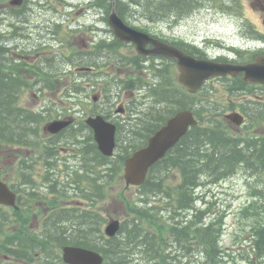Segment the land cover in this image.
I'll return each instance as SVG.
<instances>
[{
    "label": "trees",
    "instance_id": "trees-1",
    "mask_svg": "<svg viewBox=\"0 0 264 264\" xmlns=\"http://www.w3.org/2000/svg\"><path fill=\"white\" fill-rule=\"evenodd\" d=\"M205 1H213L223 8H232L233 3L236 2V6H239L238 10L243 8L241 0H117L116 7L125 20H129L131 17H142L152 22H160L166 19L178 21L201 8ZM228 3L229 6H227ZM95 4L104 8L106 14L111 11L112 0H95ZM97 48L100 52L102 50L111 52L116 51L118 45L107 44L105 40H101ZM191 51L193 54H204L203 51L197 49ZM26 64L23 62V68H26ZM30 70L31 72L34 71V68L30 67ZM39 71L47 73L40 68ZM48 72L54 80L57 71ZM170 73L169 68L158 70L159 82L150 85L149 89V94L155 99V102L165 104L164 109L149 108L146 117L136 122L135 128L128 134L132 135L131 139L130 136L124 137L126 143L123 141L118 144V147L124 151L123 153H118L116 158H109L97 151L94 141L90 146H86L85 153L89 150L93 152L88 155L93 161L90 165L93 176H84L85 198L90 200L94 207L98 195L101 202L107 196L109 197L111 187L114 184H119L123 168L122 158L143 145L146 138L178 109L193 108L200 121L204 120L206 124L200 123L192 127L182 140L169 151L168 155L154 165L149 179L141 189L140 195H143L144 198H139L133 202L128 200L132 215L130 219L124 221L120 237L111 239L105 237L103 226L107 217L104 211L101 210L100 213H97L94 210H82L77 211L76 216H64L65 225H59L56 218L49 223L47 232L51 234L52 238L56 237L66 242L98 249L104 253V264H140L139 261L136 262L135 259L128 256V253L137 247L141 248V253L148 255L147 260L149 262L157 259L156 264H169L167 263L169 262L167 247L170 244H177L184 250L191 249V240L198 237L199 242L207 246L208 257L202 263L224 264L225 257L221 256L222 250L219 246L220 227L218 222L199 225L201 219L198 214H195L191 219L187 215L184 220L180 221H177L176 216L192 208L194 203L193 189L201 183L202 176L206 175L218 180L234 174L242 164L253 165L262 162L263 141L251 136L234 137L223 120L218 117V114L226 107L224 103L218 102L215 97L211 96L210 93L213 90L205 87L200 93L201 104L196 107L193 102L189 101L191 96L189 93L183 88L179 90L173 83L170 84L167 78ZM10 78L0 71V86H2L0 87V147L16 143L39 146L44 143L39 137L42 123L46 117L24 108L20 109L21 111L16 110L14 102L17 97H15V88L13 85L10 86L12 81L8 82ZM3 80H7V82L4 83ZM179 91L181 93L180 100L177 98ZM169 99L170 104H167ZM259 112H261L259 109L252 111L254 116L252 124L264 121V114H258ZM144 120H148L149 123ZM139 130H142L141 134ZM137 134H140L141 140L134 139ZM86 143L85 141V145ZM189 155H195L196 161L195 158L194 160L188 158ZM99 166L100 171L97 170ZM174 168H179L182 171L183 180L177 186L167 190L164 174ZM94 174H100V177L97 178ZM78 185L80 186L81 183L79 182ZM153 194L164 196L163 198L167 199L168 209L172 212L171 217L166 218L161 214L162 207L150 197ZM4 218H6L5 225H8V216ZM4 229L2 222H0V249L15 254L20 253L25 257L27 255L25 249L38 246V243L34 245L36 237L34 238L32 230L25 229L21 232L18 231V234H13V232L8 234ZM254 231L256 235L252 247L255 255L260 258L264 256V223L259 227H254ZM97 237H100V240L96 241ZM19 239L21 242L25 241V244L21 245L23 250H12L13 248L8 246V242L19 241ZM101 239L106 242V245L100 246ZM140 245L141 247H139ZM249 259V264H256L255 259Z\"/></svg>",
    "mask_w": 264,
    "mask_h": 264
},
{
    "label": "rangeland",
    "instance_id": "rangeland-1",
    "mask_svg": "<svg viewBox=\"0 0 264 264\" xmlns=\"http://www.w3.org/2000/svg\"><path fill=\"white\" fill-rule=\"evenodd\" d=\"M253 1L257 2V0H241L243 6L241 10H238L239 6H236V2L233 3L234 6L232 8H223L220 4L213 1H205V4L201 8L196 9L174 24L172 21H176V19L152 22L142 17H131L129 21L131 20L134 25L140 28L158 33L171 40L183 38L187 41L195 42L197 45H205L208 39H216V41L223 43L225 47L234 45L239 48L242 47L241 49H246L247 38L244 24L249 23L256 27L257 32H259L258 38H262L261 35H264V12L253 9L251 6ZM7 4L8 0H0V16L3 19V21H0V31L3 33L10 31L13 26L9 20L15 21L19 34L15 38L12 37L11 41L17 40L16 43L19 44L20 48L31 50L43 44L47 45L50 50L63 49L61 41L58 38H61L60 34L69 32L70 38L77 39L76 47L83 50L81 55L76 54L72 58L75 61L82 60V64H95L97 66L95 74L90 76L79 75L85 82L80 83L82 86L81 90L75 92L74 98H71L73 97L71 92H74V89L70 86L71 84H69L70 96L65 93V87L54 89V92L45 90L40 97L35 94V91L38 89L33 88L32 91L24 95L22 104H26L32 109L40 108V104L46 105L53 109V115H57L69 111L66 108L73 110V103H76L77 100L74 108H76L80 117L79 119H81L82 113H85L84 115L87 116L88 113L94 110L96 104L93 102L92 96L97 92L101 93V89L103 90L105 85L113 89V100L119 97H121L119 99L126 98V90H129L125 88L120 90V87H122L121 81L127 79V73H121L112 68L114 54L108 50L96 52L95 49L93 51L94 43L96 45L100 39L104 38L107 42L113 41L110 31L111 26L107 19L108 14H106L104 8L94 6L92 0H64L61 2L56 0H28L26 8L21 13L22 16L20 15L19 18L11 14L6 16V12L2 13V9ZM45 5L47 6L44 7ZM227 6H229V3ZM57 24H61V27L59 34L55 36L53 31L56 29ZM120 50L125 54L129 51L126 47ZM211 52L215 53L214 51ZM43 56L45 57L46 53L41 55V59ZM51 58L54 64L52 68H62L66 72L75 70V64L65 63L60 56L56 58L52 56ZM47 69L50 70V68ZM125 70L126 72H132V76L138 73L132 65H127ZM97 74L101 76L100 81L97 79V82L94 79H92L93 81L89 80ZM72 75L73 77L75 76L71 74L70 78ZM65 78L67 79L66 75ZM3 82L5 83L7 80H3ZM92 84L95 85V88ZM210 87L213 89V92L210 93L211 96L219 98L218 101L220 103H226V108L223 110L224 114L235 108L233 105L237 103L238 98L234 97V102L232 101L231 94L224 92L222 81L215 80L214 82H210ZM118 91L121 92V95L117 97ZM257 93L264 96V92L258 91ZM101 96H103V93H101ZM200 96L201 94L199 93L191 95L189 101L198 107L201 104ZM221 97L223 98L220 99ZM79 100L82 103L80 106L77 105ZM127 100L130 101L131 98H127ZM104 102H106V99L103 96L99 103L104 105ZM133 102H136V105L133 106L131 104V106L138 108L137 116H139V120L146 117L145 115L146 112H149V108L159 107L163 110L165 107L164 103L157 104L155 99L149 96L148 92H140L139 97L133 99ZM166 103L170 104V99ZM227 104H229L228 107ZM237 105L239 104L237 103ZM224 114L221 116V119H225ZM205 115L207 116V113ZM139 120H134L133 122L136 123ZM144 121L149 123L148 120ZM252 126L251 133L247 131L248 129L245 126H235L231 128V134L236 138L239 136L247 137L252 133L257 135L258 132L256 131L263 130L262 124L254 123ZM13 127L16 126L13 125ZM139 132L141 134L142 130H139ZM87 133L88 131H86ZM140 134H137L134 139L141 140ZM129 136L126 135L125 138ZM131 137L132 135L130 139ZM188 158H192L193 160L195 158V161L197 159L195 155H189ZM71 163H74L75 166L82 164L81 161H71ZM7 168H9L7 165L2 166L3 170ZM77 173H79L78 170ZM164 178L167 190L177 186L182 180L181 173L177 169L171 170ZM213 179L206 175L203 176L202 181L204 184L197 187L195 191V209H191L188 212L183 211L177 217V220H184L186 215L191 219L195 214L201 212L199 217L203 224L209 225L212 222H218V226L221 229L220 245L225 251L224 264H249V256L256 260V264L264 263V256L258 258L252 247L255 243L254 239L256 235L254 227H259V225L264 223V159L263 162L253 165L245 163L242 167L237 168L234 174L219 181H211ZM116 191L123 193L125 197L133 201L144 198V196L140 195L141 189L139 187L126 186L125 180L121 179V176L119 184L113 189V192ZM113 192V196H107V200L101 203L104 204L107 217L130 219L131 214L126 208V203L123 200L114 198L116 194ZM70 195L74 196V191H71ZM151 197L167 209L161 210L164 217L169 218L172 216V213L168 209V201L163 198L164 196H155L153 194ZM78 198L81 197L74 198V201L77 202ZM14 228L11 227V229ZM47 236L50 237L51 234L47 233ZM98 240H100L99 237L96 238V241ZM101 240L100 246L106 245V242L103 239ZM194 243L189 252L180 249V246L177 244H172L167 250L168 257L170 258L167 263L202 264L201 260H203L204 254L193 250L198 242L195 241ZM140 249L137 247L131 250L128 256L136 259L140 264H156L157 259L149 262L147 260L148 255L141 253Z\"/></svg>",
    "mask_w": 264,
    "mask_h": 264
},
{
    "label": "water",
    "instance_id": "water-1",
    "mask_svg": "<svg viewBox=\"0 0 264 264\" xmlns=\"http://www.w3.org/2000/svg\"><path fill=\"white\" fill-rule=\"evenodd\" d=\"M23 0H13L14 5H19ZM109 22L116 36L125 42H133L142 54H163L177 58L180 68V80L190 91L198 90L204 81L215 75L228 73L237 75L244 72V79L264 82V55L258 56L254 61L245 64L218 62L205 58H197L182 49L169 45L153 37L147 32L138 30L128 25L116 10V0L109 15ZM149 43L154 46L149 49ZM232 121L241 124L244 117L239 112L227 115ZM71 120H56L46 125V129L57 132L65 127ZM87 122L95 129V137L100 149L107 155L113 154L115 147L116 126L107 122L104 117H91ZM197 124L194 112L190 109L178 111L168 119L167 123L158 129L148 141V144L135 151L125 165V178L128 184H142L149 168L165 156L166 152L174 146L188 131L191 125ZM15 194L0 181V202L14 203ZM120 229V220L112 219L106 232L113 236ZM66 261L73 264H102L103 256L94 250L80 246H66L64 249Z\"/></svg>",
    "mask_w": 264,
    "mask_h": 264
},
{
    "label": "flooded vegetation",
    "instance_id": "flooded-vegetation-1",
    "mask_svg": "<svg viewBox=\"0 0 264 264\" xmlns=\"http://www.w3.org/2000/svg\"><path fill=\"white\" fill-rule=\"evenodd\" d=\"M8 6L7 9L3 8V12L4 10H8L6 16H8L9 14L14 15L16 17L20 18L21 15V7H14L9 5V3L6 5ZM47 5H45L44 7H46ZM22 16V15H21ZM0 21H3V19L0 16ZM12 20L10 19L9 22L12 23V29L8 32H2L3 36L0 39V60H1V64H2V69L4 70V72H7L9 74H11V70H9L8 66H13V65H17V63H19L22 58L25 57H30V56H26L21 52V48L18 46L19 44L16 43V41H11L12 37L15 38V36H17V32H16V23L15 21L11 22ZM57 25H61V24H57ZM56 25V26H57ZM10 28V27H9ZM56 30V29H55ZM54 33V31H53ZM77 39H70L68 41V46H70L69 48H67L66 50L70 51V53H73V56L78 54L81 55L83 50L78 49V47H76V43ZM176 44L178 45H182L185 46L186 48L188 47H194L195 44L187 42V41H179V40H175L174 41ZM122 45H126L131 47V50L135 49V45L134 44H130V43H122ZM149 46L151 47L152 44H149ZM196 47V46H195ZM117 55H114V61L112 62V68L116 71L119 72H125L127 65H132L135 68L139 69V70H143V67H150V66H156L158 68H163L166 67V60L164 59L163 56H158V55H138L135 54L136 59L134 60H130V62L128 64H126L125 61H123L121 58L117 59L116 58ZM33 60H39V55H36ZM148 60H151L153 62H151L150 64H147ZM75 61V60H74ZM136 61H141L140 62H136ZM76 62H80L79 60ZM16 70V69H15ZM96 70V69H94ZM16 72V71H15ZM16 74V73H15ZM97 79L100 81V76L97 77ZM214 80V79H213ZM12 81L10 84V86L13 85V87H17L16 86V80L14 79H8V82ZM46 84L47 81L46 80H37L35 81V84ZM9 84V83H8ZM132 84V83H131ZM131 84H129L128 86H130ZM251 86H255V87H261L264 86L262 84H250ZM129 90V89H128ZM15 92L16 89H15ZM119 94V92H117ZM126 98H122L119 100V98L117 99V103L120 104L119 107H117V103L115 102H104L105 104H98V108L102 111L105 112L108 116V118L112 121H114L117 126L119 131L120 130H128V113H129V107L131 106V104L133 103V99L134 96H136V91L133 90H126ZM127 98H131L130 101L127 100ZM116 105V107H115ZM99 109H97L98 111H100ZM120 110V111H118ZM70 114H60L59 117H65L68 116ZM60 137L59 134L55 135V136H51L50 138H58ZM61 149H64L65 151H68V148L65 147H60ZM50 149H53V146H50ZM73 152V149H72ZM51 154L49 155V157H57L59 155L56 156L55 152L53 150H51L50 152ZM29 154V152H28ZM71 154L70 152H66L65 155L66 158H69V155ZM48 162H50V166L47 167V174L49 176V178H53L57 175H59L62 171L60 169V167L58 166L57 160H55L54 158L50 159ZM27 162L22 160V156H21V147L18 146V148L15 149V152L10 155L9 158L6 159H2L0 160V164L1 165H7L9 168L3 170L2 168L0 169V171H5V174L2 176V179L7 182V184L9 185V187L15 191L17 193V203L14 206H9V205H4V204H0V221H4L3 216L4 215H8V221H14L13 225L15 228L19 226H21L20 222H21V213L23 212H29L32 214L33 216V220L30 224V226L32 227H39L40 226V221L42 218L38 217V216H42V215H50V214H55V215H60L61 213H63V210L59 209V208H54V207H50L49 206V201L50 199L55 200V195L51 194L50 196H48L47 198L43 199V198H37L38 196V192L41 191L45 186L46 183L44 181H39L38 180V176L37 173L35 175L34 178V173L36 172L33 169V166H30V177H29V182H38L41 183L42 185L40 187H34L31 188V186H26V185H22L21 184V166L23 164H25ZM53 163H55V165L53 166ZM54 167V168H53ZM53 168V169H52ZM34 178V179H33ZM39 179H42L41 177H39ZM54 183L53 181H49L47 183V188L48 190L52 191L54 188ZM37 189V190H33V194L36 197L35 199L32 200H24L22 198V192L24 191H29L31 189ZM22 205H24L25 207H22ZM60 220L57 221V223ZM47 223H45L46 226ZM10 226V224H9ZM57 253V257L56 260L58 262V264H60L61 259H60V252L59 250H56ZM59 253V255H58ZM25 263V264H31V261H22L13 257H8L5 255H0V264H21ZM38 264H44L43 262H40Z\"/></svg>",
    "mask_w": 264,
    "mask_h": 264
}]
</instances>
